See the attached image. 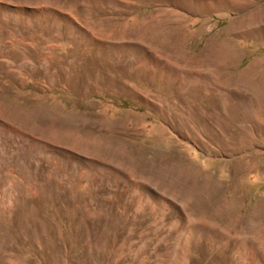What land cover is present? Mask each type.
Returning <instances> with one entry per match:
<instances>
[{"label": "rangeland", "instance_id": "obj_1", "mask_svg": "<svg viewBox=\"0 0 264 264\" xmlns=\"http://www.w3.org/2000/svg\"><path fill=\"white\" fill-rule=\"evenodd\" d=\"M217 1L0 0V264H264V0Z\"/></svg>", "mask_w": 264, "mask_h": 264}, {"label": "bare ground", "instance_id": "obj_2", "mask_svg": "<svg viewBox=\"0 0 264 264\" xmlns=\"http://www.w3.org/2000/svg\"><path fill=\"white\" fill-rule=\"evenodd\" d=\"M217 2H218L219 4H222V1H221V0H218ZM255 17H256V16H255ZM249 18H250V17H249ZM249 18H248V19H249ZM252 18H253V17H252ZM243 20H244V19H243ZM250 20H252V19H250ZM256 20H257V19H256ZM245 21H246V20H245ZM253 21H254V20H253ZM114 152H115V151H114Z\"/></svg>", "mask_w": 264, "mask_h": 264}]
</instances>
